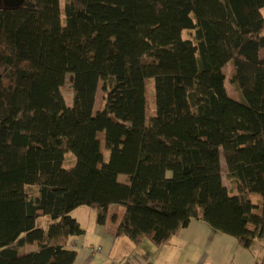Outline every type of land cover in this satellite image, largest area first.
Here are the masks:
<instances>
[{"label":"trees","instance_id":"obj_1","mask_svg":"<svg viewBox=\"0 0 264 264\" xmlns=\"http://www.w3.org/2000/svg\"><path fill=\"white\" fill-rule=\"evenodd\" d=\"M60 2L0 10V264H74L80 207L123 208L108 234L135 246L192 221L263 240L264 0Z\"/></svg>","mask_w":264,"mask_h":264},{"label":"crops","instance_id":"obj_2","mask_svg":"<svg viewBox=\"0 0 264 264\" xmlns=\"http://www.w3.org/2000/svg\"><path fill=\"white\" fill-rule=\"evenodd\" d=\"M226 67L223 68V71ZM230 98L239 101L237 97ZM119 209L123 208L119 206L109 208L104 226L95 225L93 219L94 226L89 232L82 228L84 230L83 235L69 239L67 247L77 252L74 264H97L102 261H104V264H229V255L223 257V254L211 253L207 249L210 244L213 247L216 242H224L226 245L231 244V242L219 236L215 238L209 230L210 227L202 221H192L178 236L160 248L149 246L146 244L149 243L148 241H143L135 246L126 238L115 239L108 234V231L111 230L113 224L118 222L117 212ZM208 238L211 240H208ZM94 245L101 247V255L90 256L88 248ZM143 246L147 249L146 251L142 250ZM201 248H205L207 252L199 254ZM242 255L245 257L244 254ZM234 260L244 264L245 258H232V261ZM251 264H254V262Z\"/></svg>","mask_w":264,"mask_h":264},{"label":"rangeland","instance_id":"obj_3","mask_svg":"<svg viewBox=\"0 0 264 264\" xmlns=\"http://www.w3.org/2000/svg\"><path fill=\"white\" fill-rule=\"evenodd\" d=\"M60 3H61V7L63 8V4H64L63 0H61ZM261 13L264 17V8L262 9ZM263 35H264V32H263ZM223 72H224V76H225V88H226L227 94L230 97H234V98L237 97L238 98V96L234 92L233 87L229 83L230 75H231L230 67L227 66ZM146 87H147L146 92H147V104H148L147 116L149 117V116H152L153 112H154L153 81L148 80L146 83ZM101 88H102V84L100 83L98 86V89H97L96 97H95L94 112H97L103 104V92H102ZM63 94L67 100L70 99L71 89H70V84H69V77L66 78V83H65V86L63 88ZM100 138H101V135H100ZM107 158H108V152H104V160H107ZM68 160L71 161V159H68ZM221 168H222L223 184H224V186H226L229 189L230 186H229V183L227 182V180L225 178L226 170H225L223 161L221 163ZM126 179L127 178L125 176H119V178H118L119 182H121V183H125ZM251 199L253 202L261 201L257 195L251 196ZM115 210H118V209H115ZM113 212L115 213L116 211H113ZM122 212H123V209H119V211L117 212L118 213L117 214L118 219L121 217ZM70 215L74 219H77L81 228L87 230L88 232L94 226V223H93L94 211L90 208L81 207L75 211H72V213ZM50 224H51V220L48 217H42L36 221V226L38 228H42V229H47ZM115 225H116V223L113 224V226H115ZM209 230H210V232H212V235H214L215 238L217 236H219L220 238L228 239L231 242V244H227V245L224 244V242H218V243L216 242L213 247L210 244L208 246L209 248L207 249L209 252L223 254V257H226L229 255V264H240V262H238V261H235V260L232 261V258H236V259L237 258L238 259L239 258H243V259L245 258V261L243 262L244 264H251L253 262H254V264H264V239L254 241L251 249L249 251H245V250H242L241 248H239L237 246L236 241L233 238L227 237V236H225V235H223V234H221V233H219V232H217L211 228H209ZM93 238L95 239V237H93ZM208 240H211V239L208 238ZM146 244H148L149 246H153L151 243H146ZM218 244H222V245H218ZM94 246L98 247L99 245H94ZM211 248H212V250H211ZM142 250L146 251L147 249L143 246ZM207 250H205V248H201V252L199 254H204L205 252H207ZM101 253H100V255H101ZM242 254H244L245 257ZM94 262H96V261H94ZM97 264H104V261L99 262Z\"/></svg>","mask_w":264,"mask_h":264},{"label":"flooded vegetation","instance_id":"obj_4","mask_svg":"<svg viewBox=\"0 0 264 264\" xmlns=\"http://www.w3.org/2000/svg\"><path fill=\"white\" fill-rule=\"evenodd\" d=\"M20 0H0V10L13 9Z\"/></svg>","mask_w":264,"mask_h":264},{"label":"built area","instance_id":"obj_5","mask_svg":"<svg viewBox=\"0 0 264 264\" xmlns=\"http://www.w3.org/2000/svg\"><path fill=\"white\" fill-rule=\"evenodd\" d=\"M88 252H89L90 256L93 257V256L100 254L102 252V249L99 246L98 247L89 246Z\"/></svg>","mask_w":264,"mask_h":264},{"label":"water","instance_id":"obj_6","mask_svg":"<svg viewBox=\"0 0 264 264\" xmlns=\"http://www.w3.org/2000/svg\"><path fill=\"white\" fill-rule=\"evenodd\" d=\"M24 0H20L16 5H15V8L16 7H19L22 3H23Z\"/></svg>","mask_w":264,"mask_h":264}]
</instances>
